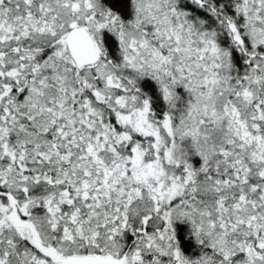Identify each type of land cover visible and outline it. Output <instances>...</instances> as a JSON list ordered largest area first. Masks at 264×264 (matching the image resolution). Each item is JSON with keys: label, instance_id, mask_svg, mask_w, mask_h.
<instances>
[{"label": "snow or ice", "instance_id": "6c2138e0", "mask_svg": "<svg viewBox=\"0 0 264 264\" xmlns=\"http://www.w3.org/2000/svg\"><path fill=\"white\" fill-rule=\"evenodd\" d=\"M0 264H264V0H0Z\"/></svg>", "mask_w": 264, "mask_h": 264}]
</instances>
